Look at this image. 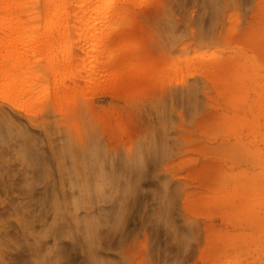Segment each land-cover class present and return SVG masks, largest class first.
Segmentation results:
<instances>
[{
	"label": "rangeland",
	"instance_id": "1",
	"mask_svg": "<svg viewBox=\"0 0 264 264\" xmlns=\"http://www.w3.org/2000/svg\"><path fill=\"white\" fill-rule=\"evenodd\" d=\"M33 3L26 36L71 3L54 56L97 71L57 104L18 47L40 77L0 95V264H264V0Z\"/></svg>",
	"mask_w": 264,
	"mask_h": 264
},
{
	"label": "bare ground",
	"instance_id": "2",
	"mask_svg": "<svg viewBox=\"0 0 264 264\" xmlns=\"http://www.w3.org/2000/svg\"><path fill=\"white\" fill-rule=\"evenodd\" d=\"M33 0H2L0 3V21L2 18V13L7 14V19L5 22V29L2 30L0 26V95L2 97H7L8 99H15L16 97H29L30 94V80L38 79L40 76L34 78H20L19 73L23 71L25 67L22 62L16 60V53L18 47L23 45L24 52L30 54L31 52H38V48L44 44L45 51L49 55L48 70L55 75L54 83L57 84L59 81L60 86L56 90V103L59 104V100L62 94L67 91L69 87L73 88V78L78 73L73 68V62L77 54H70L68 50V45L64 44V54L57 60L54 56V47L57 40L69 42L71 37L72 27L67 21L68 16L66 14L68 6L71 3H60L59 11L56 15L50 14L47 16L48 24L52 22L56 25L51 27L48 25L43 34H37L34 30L33 36L30 38L26 36L25 28L30 27L33 20H39L38 16L34 14L27 13L28 5H35ZM87 3L80 2L77 5H81V9H84ZM107 5H111V0H106ZM52 13V12H50ZM31 22V24H27ZM82 23V22H81ZM26 26V27H25ZM61 35V36H59ZM63 35V36H62ZM91 37V36H89ZM88 33H80L79 41L87 39ZM43 41V42H42ZM42 42V43H41ZM97 67H86V65L79 69L78 76L81 78L88 74L91 80L95 79ZM57 76L60 79H56ZM69 82V85H66ZM233 264H238L237 262Z\"/></svg>",
	"mask_w": 264,
	"mask_h": 264
}]
</instances>
